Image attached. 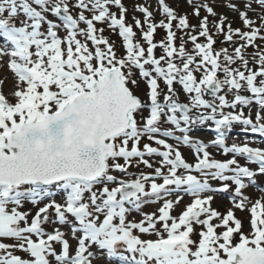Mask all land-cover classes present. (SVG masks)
<instances>
[{
    "label": "snow or ice",
    "instance_id": "snow-or-ice-1",
    "mask_svg": "<svg viewBox=\"0 0 264 264\" xmlns=\"http://www.w3.org/2000/svg\"><path fill=\"white\" fill-rule=\"evenodd\" d=\"M0 73V264H264V0H0Z\"/></svg>",
    "mask_w": 264,
    "mask_h": 264
},
{
    "label": "rangeland",
    "instance_id": "rangeland-1",
    "mask_svg": "<svg viewBox=\"0 0 264 264\" xmlns=\"http://www.w3.org/2000/svg\"><path fill=\"white\" fill-rule=\"evenodd\" d=\"M125 2L129 4V7L131 6V0H125ZM149 2H151V3L154 4V3H155V0H149ZM185 8H186V5L181 4V6L179 7L178 10H179V11H183ZM218 11H224V12H226L225 9H218ZM226 14L229 15V18H230V19L233 18V15H232L231 13H227V12H226ZM137 15H140V14L137 13ZM157 19H159V16L157 17ZM129 20H131V15L129 16ZM192 22L195 23L196 21L193 20ZM233 26H234V27H239V26H241V25H240V22H239L238 19L235 20ZM158 31L160 32V34L157 35V36H158V39H159L160 36L163 35V31H162V30H158ZM105 34L107 35L108 33H105ZM112 38H113V39H116V40H117V43H119V38H118V37H115V36H114V37H112ZM0 78H3V74H2V73H0ZM8 86L10 87L11 85L9 84ZM5 91H7V89H5ZM237 133H239V135H237ZM198 134L201 135L202 137L211 138V136L213 135V132H212V129L204 128V129H202ZM247 135H248L249 137H254V136H256V134H252V133H248ZM244 139H245V134L240 133V126H239V125H238V126L236 125V126L234 127V129H233V133H232V135H231L230 138H229V143H231L232 140H236L237 142H241V141H243ZM257 139H258V137H257ZM257 179H258L260 182L264 183V177H258ZM248 191H249V193H251V194L253 195V197H255V196L257 195V193L254 192L251 188H250ZM217 205L221 207V210H223L224 207L227 206V199L224 198V197H218V198H217ZM154 207H155L154 205H152V206H148V207L146 208V210H152ZM237 215L239 216V215H245V214H241V213L237 212ZM105 264H107V262H105Z\"/></svg>",
    "mask_w": 264,
    "mask_h": 264
}]
</instances>
